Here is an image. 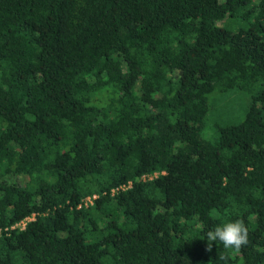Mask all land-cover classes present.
Wrapping results in <instances>:
<instances>
[{"label":"trees","instance_id":"trees-1","mask_svg":"<svg viewBox=\"0 0 264 264\" xmlns=\"http://www.w3.org/2000/svg\"><path fill=\"white\" fill-rule=\"evenodd\" d=\"M0 264H264V0H0Z\"/></svg>","mask_w":264,"mask_h":264},{"label":"rangeland","instance_id":"rangeland-1","mask_svg":"<svg viewBox=\"0 0 264 264\" xmlns=\"http://www.w3.org/2000/svg\"><path fill=\"white\" fill-rule=\"evenodd\" d=\"M231 29H238L239 24L229 21L223 24ZM251 98L240 90H231L228 93H216L211 96V110L207 117L204 131L205 139L214 141L219 136L216 126H229L241 123L249 110ZM16 181H20L17 179Z\"/></svg>","mask_w":264,"mask_h":264},{"label":"clouds","instance_id":"clouds-1","mask_svg":"<svg viewBox=\"0 0 264 264\" xmlns=\"http://www.w3.org/2000/svg\"><path fill=\"white\" fill-rule=\"evenodd\" d=\"M207 238V251H211L213 242L217 241L223 245L226 250H232L236 253L240 252L242 247L249 243V230L242 219L223 223L208 229L205 233ZM226 260L227 257H219Z\"/></svg>","mask_w":264,"mask_h":264},{"label":"built area","instance_id":"built-area-1","mask_svg":"<svg viewBox=\"0 0 264 264\" xmlns=\"http://www.w3.org/2000/svg\"><path fill=\"white\" fill-rule=\"evenodd\" d=\"M157 176V175H156ZM152 178V177H151ZM95 199V198H94ZM89 203H91L92 204V200L89 198L88 200H87ZM34 218H35V216H32V217H30V218H27V219H25L24 221H22L19 225H17L19 228H21V229H25V227H26V225L28 224V222H31L32 220H34Z\"/></svg>","mask_w":264,"mask_h":264}]
</instances>
